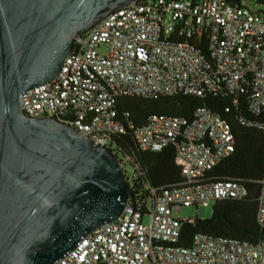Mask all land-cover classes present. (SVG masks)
Listing matches in <instances>:
<instances>
[{"label":"built area","instance_id":"1","mask_svg":"<svg viewBox=\"0 0 264 264\" xmlns=\"http://www.w3.org/2000/svg\"><path fill=\"white\" fill-rule=\"evenodd\" d=\"M177 94L230 100L223 114L201 106L191 118L155 116L135 130L142 150L175 147L181 180L159 194L152 189L144 209L128 200L117 220L54 264H264V239L198 232L190 246L178 245L183 225L195 218L176 215L249 195L237 180L206 176L235 149L226 114L242 100L250 116L241 115L240 123L264 129V0L254 7L243 0H133L78 36L60 73L22 97L27 116L59 119L114 153V136L125 132L119 97ZM260 185L256 221L264 232V179Z\"/></svg>","mask_w":264,"mask_h":264},{"label":"water","instance_id":"2","mask_svg":"<svg viewBox=\"0 0 264 264\" xmlns=\"http://www.w3.org/2000/svg\"><path fill=\"white\" fill-rule=\"evenodd\" d=\"M133 0H0V264H54L117 220L129 181L109 149L59 119L23 111L76 38Z\"/></svg>","mask_w":264,"mask_h":264},{"label":"trees","instance_id":"3","mask_svg":"<svg viewBox=\"0 0 264 264\" xmlns=\"http://www.w3.org/2000/svg\"><path fill=\"white\" fill-rule=\"evenodd\" d=\"M229 101V98L221 96L197 97L184 94L151 98L122 96L117 99L116 108L125 132L114 136L113 151L118 158H128L134 170V175L127 176L130 203L140 204L144 209L153 198L152 189H156L159 194L163 187L176 184L182 178L175 147L168 146L160 151L142 150L135 138V130L155 116L191 118L201 106L223 114ZM226 115L232 122L235 149L214 166L206 177L212 181L237 180L248 187L249 195L243 200H220L212 206L210 217L195 218L193 222L185 223L178 242L180 246H190L193 235L198 232L251 243L264 239V232L256 221L257 196L260 181L264 179V129L240 123L238 118L241 115L250 116L244 100L238 108Z\"/></svg>","mask_w":264,"mask_h":264},{"label":"rangeland","instance_id":"4","mask_svg":"<svg viewBox=\"0 0 264 264\" xmlns=\"http://www.w3.org/2000/svg\"><path fill=\"white\" fill-rule=\"evenodd\" d=\"M245 5L254 7L255 0H243ZM124 169H126L127 176L131 175L130 165L126 164ZM212 206H202L199 205L198 208L195 206H187L181 209V212L177 213L176 215L180 218L188 219V218H198V219H205L211 216L212 214Z\"/></svg>","mask_w":264,"mask_h":264}]
</instances>
